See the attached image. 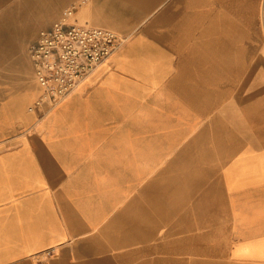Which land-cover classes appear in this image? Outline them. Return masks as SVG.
<instances>
[{"label": "crops", "instance_id": "crops-1", "mask_svg": "<svg viewBox=\"0 0 264 264\" xmlns=\"http://www.w3.org/2000/svg\"><path fill=\"white\" fill-rule=\"evenodd\" d=\"M67 8L125 41L49 107ZM0 264H264V0H0Z\"/></svg>", "mask_w": 264, "mask_h": 264}, {"label": "built area", "instance_id": "built-area-1", "mask_svg": "<svg viewBox=\"0 0 264 264\" xmlns=\"http://www.w3.org/2000/svg\"><path fill=\"white\" fill-rule=\"evenodd\" d=\"M88 0H81L86 3ZM73 10L43 30L31 45V58L43 93L40 101L54 106L63 101L124 43L115 31L70 21ZM51 251L45 255L50 256Z\"/></svg>", "mask_w": 264, "mask_h": 264}]
</instances>
